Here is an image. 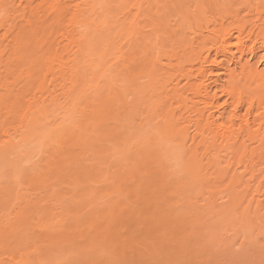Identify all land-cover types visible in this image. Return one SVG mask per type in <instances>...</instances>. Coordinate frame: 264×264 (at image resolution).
Listing matches in <instances>:
<instances>
[{"label": "bare ground", "instance_id": "bare-ground-1", "mask_svg": "<svg viewBox=\"0 0 264 264\" xmlns=\"http://www.w3.org/2000/svg\"><path fill=\"white\" fill-rule=\"evenodd\" d=\"M260 2L258 0L241 3H237L236 0H196L191 14L185 4L177 0L176 2L174 0H0V162L8 160L12 155L9 163L16 168L23 150L37 147L43 153L51 142L60 148V150L56 149L61 151L62 157L54 161V169L50 170H56L53 174L68 170L66 168L69 167V163L78 159L86 145L91 144L88 143L91 139H103L102 134L87 136L88 129L83 128L80 123L69 128L67 122L74 119L75 115L80 117L81 112L88 111V118L93 120L92 125L98 127V124L105 122L107 117L113 116L112 98L103 97L106 100L101 102L102 107L99 109L98 106L96 110L88 107L89 101L85 100L84 96L87 91L99 87L104 81L103 78L110 76L114 66L119 67L118 62L123 61L122 66L127 78L134 75V78L148 82L146 85L148 88L142 90L144 100L142 99L139 107L141 108L142 105L141 114L144 117L142 116L141 120L145 121L143 118H149V121L141 122L140 128L150 127L154 131V137L159 135L157 139L162 138L161 143L165 140L170 142L171 144H167L169 149L168 147L166 149L167 153L172 151L170 152L172 156L165 158L166 149L163 152L165 155H162L163 150L159 146L161 143L158 145L161 150L157 148L158 146L157 149L151 147L152 142L148 139H155L153 136V138L146 136L148 138L146 140L144 138L152 149L149 146L151 150L143 147L144 142L142 146L140 145V149H137L140 154L135 148L132 152L137 151L140 158L133 160L138 161L136 164L141 162L143 165L140 164L138 167L132 160L133 165L130 163L127 171L132 168L134 173L129 172L133 173L134 178L137 177L136 180L148 178H146L147 183L141 180L145 185L140 187L139 192L143 187L141 191L143 194L136 191L138 197L145 201L146 207L141 208L143 203L139 204L141 205L139 208L135 207L137 205L135 204L132 209L126 211L129 212L127 216H124L125 212L123 215L112 209L118 203V201L114 202V206L109 210L110 216L107 217L109 219L111 217V220L105 227L109 235H106V232L105 237L99 239L97 236L89 238L90 235L83 234L82 237L85 235V239L88 240L87 246L83 249L91 250L93 247L94 251V248H97L94 245H100L102 242L104 250L106 247L104 245L110 241L118 248L115 250L119 251L116 250L115 253L117 261H112L114 256L113 258L109 256L108 261L112 262L107 264L158 262L156 259H161L159 257L161 252L157 253L158 258L155 250L160 249L163 244L159 246L157 242L158 247L154 243L155 240L170 235L169 231L172 227H184L176 211L178 209L176 207L180 206L176 200L180 192H177L176 182L180 181L178 178L182 174L178 172L182 169L181 173L185 172L186 177H189L188 180H191L188 182L185 178L187 183L199 184V190L201 189L202 192L200 194L198 188L197 192L203 197L207 195L204 201L209 202L210 195L211 197L218 195V200L217 197L214 198L224 208L223 220L235 224L237 228H243L242 232L245 228L247 233V228H250V231L252 228V232L254 228L257 230L264 225V68H260L264 63V0ZM180 5L183 7L181 9L183 13L176 27L180 28L183 24H187L191 29L189 35L179 42L174 41L171 45L163 44L165 39H161V35H156L154 42L144 40L145 35L149 36L158 27L161 14L167 15L171 9ZM139 30L149 33L139 32L141 36L137 37L138 40L142 39L138 42V47L143 54L144 65L140 66L138 75H135L131 67L135 55H130L124 48L127 42L132 45L134 36ZM165 33L164 31L162 34ZM169 37L167 35L166 39ZM187 65L190 67L186 68ZM217 68H222L223 71L218 72L215 70ZM117 92L115 101L119 99L123 107L124 100L121 97L120 87L117 88ZM152 120L156 123L157 129L147 125L152 123ZM59 129L61 133L57 134ZM152 131L150 133H153ZM64 136L67 142H71L68 149L60 145ZM140 137L137 135L134 137L136 140H133V136L126 135L122 139L129 138V142L131 140L132 143L133 140V143H137L143 140L137 141ZM151 141L155 143L154 140ZM134 144V147H139ZM76 145H78L77 152L73 150V146L76 148ZM171 146L179 149L183 163L182 169L177 170L178 172L174 169V172L179 174L176 182L171 173L172 158L179 156L180 153L173 155L172 153L178 150L175 148L176 150L173 151ZM48 149L52 150V148ZM176 158L179 160V157ZM167 161H171L170 164ZM179 161L181 163V160ZM165 163L168 164V168H165ZM142 166L143 169L147 168L142 170ZM258 172H262L260 176H257ZM126 174L124 176L129 177ZM123 177L120 178L119 183L125 178ZM71 179L73 181L74 176ZM126 180L128 181V178ZM131 182L130 186L133 187L137 181L134 179ZM128 183L124 182L126 184L124 186ZM139 183L141 182L134 186L135 190L142 185ZM53 185L50 182L44 189L45 193L38 195L39 198L37 196L36 202L32 198L34 201L32 204L25 206L19 204L22 208L14 209L7 219L9 221L7 225L0 227V264L40 263L42 253L34 242L36 235L34 231L37 228L47 229L50 221L59 216L61 217L58 221H64L60 210V204L64 201L61 199L62 196L58 197L57 192L52 188ZM189 185L186 189L190 190ZM124 188L126 187H120V190H128V187ZM186 189H183L184 192ZM192 190L196 191L194 188ZM185 193L182 192L187 196V192ZM189 194H192V197L193 191ZM185 196L181 195L180 198ZM166 198L171 201L168 205L165 203L169 202ZM193 198L190 200L191 203ZM212 201L215 203L214 200ZM181 202L183 205V201ZM163 205L167 207L163 208ZM89 223L91 225L93 221ZM98 224L100 225V223L96 225ZM140 225L146 226L144 230L148 233L144 232L146 236L151 237L149 233L153 234L152 229L155 233V226L159 232L155 236L153 234L154 238L148 239L150 241H146L145 234L137 229ZM231 227L233 230V225ZM237 228L233 231L238 232ZM134 231L137 234H132ZM174 231H171L172 234H175ZM52 232L50 237H54ZM174 234L173 237L168 238L170 243L172 238H177ZM14 239L17 245H14ZM178 239L180 240L181 237ZM10 241L14 244L11 242L13 244L11 245ZM145 244L152 249L146 248ZM169 245L171 244H165L168 248ZM165 246L163 247L166 250ZM142 248L144 250L140 251L139 249ZM88 250L86 251L88 254L85 252L87 255H89ZM109 251L105 254L110 255ZM95 252H91L88 258L85 256L84 261L81 260L80 263L97 264L98 255ZM92 253L97 260L93 258ZM113 253L111 252V255Z\"/></svg>", "mask_w": 264, "mask_h": 264}, {"label": "rangeland", "instance_id": "rangeland-1", "mask_svg": "<svg viewBox=\"0 0 264 264\" xmlns=\"http://www.w3.org/2000/svg\"><path fill=\"white\" fill-rule=\"evenodd\" d=\"M174 1L176 2V0H174ZM243 1H249V0H236L237 3H241ZM258 1L260 2L263 0H258ZM177 2H181V3L183 2L185 4V6L191 11V14H193V9H194V6L196 4V0H177ZM260 3H262V2H260ZM235 5H238V4H235ZM182 8L183 7L180 5L179 7L171 9L170 13H168L167 15H165V13L161 14V16L159 18L160 23L158 24V27L149 36L147 34L149 32H144V31L139 30V31H137V33L134 36V40L132 42V45L130 46L129 42L126 43L124 50L128 51V53L130 55H133V54L135 55V59L131 63V67L134 70L133 74L138 75V72L140 70V66L144 65V62H143L144 58L142 57L143 54L141 52V49L138 47V42L142 40L141 38H140V40H138V38H137L138 36H141L140 33L147 34V35H145L144 40H146V41L150 40L152 42H154L156 40V35H161L160 36L161 39H165L163 41L164 42L163 44H166V45H171L174 41L179 42L180 40H182L183 37H186L187 35L190 34L191 29H190V26H187V24H183L180 28L176 27V24L180 23V15L183 13V10H181ZM167 19H168V21H167ZM164 31L166 33L162 34ZM167 35H169L170 37L166 39ZM118 63L120 64V66L117 67V65H116V66H114L113 69L111 68L112 72L110 73V76L107 75L106 77H104L103 78L104 81L101 83V85L99 87H95L94 89L87 91L85 96H84L85 100L89 101L88 107L90 109H93V108L96 109L98 106H99L98 108L100 109L102 107L101 104L104 102V100H106L109 97L112 98L113 99L112 100L113 101V107L111 110L113 111L112 112L113 116L107 117L105 122H103L102 124H98V127H94L92 125L93 120L90 117L88 118V114H87L88 111L81 112L80 117H78V115L76 117V115H75V117H73L74 119L69 120L67 122L69 128H73V126L80 123L83 126V128H85L86 130L88 129L86 131V132H88L87 136L102 134L103 140L96 139V138L95 139L93 138V140L91 139L90 142H88L91 144L86 145V147L84 148V152L79 155L78 159H76V161H71L70 162L71 164L69 163V165H68L69 167L66 168L68 170L64 171L65 175L63 172L58 173V174L57 173L53 174V172H56V170L55 171L50 170L52 168L54 169V161L56 159H60L62 157L61 151H59L60 148L56 147L54 145V143H51V142L48 143V145L46 146L47 147L46 151L43 153L37 147L35 149L32 148L31 150H23L20 153V157L18 158L19 164L18 163L16 164L17 165L16 168H15V165L13 166L11 163H9L10 159H12V157H13L12 155H10L8 157V160L6 159L8 164L6 163V161L0 162V227L2 225H3V227H5L7 225V223L9 222L7 219H9V217L11 216V213L14 212V209L17 210L19 208H22L21 206L32 204L34 201L36 202L37 196L38 195L40 196V195H42V193H45L44 189L47 188L46 186H48L50 184V182L52 183V185L54 183L52 188L57 192L58 197L62 196L61 199H62V201H64V202H61V204H60L61 205L60 210H61V214L63 215L64 221L63 222L58 221V219L61 217V216H59V218L57 217L56 219L50 221V225H48L47 229H45L47 231H45L43 228L42 229L37 228L34 231V232H36L35 233L36 235L34 234L35 235L34 236L35 237L34 242L37 246L40 247L39 249H40V252L42 253V255L40 256L41 261L39 264H79L81 260L84 261L85 256H87L86 258H88V256H90L91 252H95V250H96L95 253H97V255H98L97 256L98 260L96 259L95 254L92 253V255H94L93 258H95V260L98 261L97 264H99V263L103 264L104 262H106L104 264H107L108 262L117 261L115 253L119 250H117L118 248L114 247L110 243V241H108L109 243L108 242L106 243L109 246H107L106 244L104 245V246L108 247V249H106V247H105V249L103 250L104 247H103L102 242H100V245H96V244L94 245V247L99 248V249L94 248V251H93V247L91 249L92 251L88 250V249H86V250L83 249L87 246L86 242L88 241L85 239V235H90V236H88L89 238H91V236L92 237L97 236L99 239L102 237H105L106 232H107L106 235H109L108 234L109 231H106L105 227L108 224L107 222H110L111 217H110V219L107 217L110 216V214H109L110 207H113L115 204L114 202H116V201H118L119 204L116 202L118 205L115 204V206H114L115 208L113 207L112 209H114L117 213H120V212L123 213V215L126 213V215H124V216H127V214L129 212H126V211L129 210L130 208L132 209L135 204L139 205L140 203L141 204L143 203L142 206L136 205L135 207H138V208L140 206H141V208L146 207L145 201L143 202V200H142L143 198L138 197V194L136 193V191H138V193H142L141 192V191H143L142 188L144 187L145 183H147L146 181H148L147 180L148 178L146 177L147 178L146 179L145 177H143V179L145 178V180H143L142 178H138V180H136L137 177L135 176V178H134V176H132L134 173L131 170L132 168H130L129 171H132L133 173L127 171L128 170L127 167L130 163H131V165H133L132 164L133 162H135V164H136V162H138V161H135L133 159H137V158L139 159L140 158V156H138L140 154L138 150L140 149V145L142 146L143 142H144L143 147H146L147 149L150 147V145L152 148H154V147L156 148L159 145V143H161L160 140L162 138H158L159 139V141H158L157 137L159 135L158 136L156 135V137H154L153 136L154 131H152L153 129L152 128L150 129V127L147 128V126H145V128H144V126H143V129L140 128L141 122L145 123L146 120L149 121V118L148 119L143 118V119H145V121L141 120L142 116H143L141 114L142 105H141V108L139 107L141 101L144 100V98H142L143 97L142 96L143 95L142 90L144 88H146V89L148 88V87H146V85H148V82H146L145 80L140 79V78H138V79L134 78L133 77L134 75L131 76V78H133V79L127 78V76L125 75V70L123 69V66H122L123 61H119ZM189 67H190L189 65L186 66V68H189ZM260 68H264V63L260 65ZM215 70H217L218 72L223 71L222 68H217ZM220 75L221 74H219V76ZM208 81L210 82V80H208ZM119 87L122 90V92H121L122 96L121 97L124 100V106L123 107L121 106V104H120L121 101L119 99L115 101L117 88H119ZM96 97H98V98H96ZM103 97H105V98L107 97V98L104 99ZM94 100H95V102H94ZM89 108H87V109L90 110ZM96 110H98V109H96ZM86 119H88V120H86ZM85 122H86V124H84ZM148 123H150V122H148ZM153 123H154V125H151ZM155 124L156 123L153 121L152 123L147 124V125L148 126L150 125V126H153L156 128ZM142 125H143V123H142ZM91 126H92V128H91ZM60 129H61V127H60ZM60 129L57 132V134L61 133ZM141 129H142V131H141ZM151 131L153 133H150ZM109 132L111 134H109ZM105 134H108V135H105ZM140 134L142 135L143 138L140 137L141 136ZM150 134H151V136H149ZM155 134H158V133H155ZM126 135H127V137L129 135L133 136V140H136V139H134V137L135 136L137 137V135H138L140 138L137 139V141L141 140V139H143V140L138 141L137 143L134 142L135 144L133 143V140H132V143L135 146L136 145L139 146V147H134L133 144L131 143V140H130V142L128 140L129 138L132 139L131 137H129L127 140L122 139ZM146 136H148L149 138L154 137L155 139L149 140L148 138H146ZM65 138L66 137L64 136V138L62 139V143L60 145L62 148L68 149L71 145V142L68 141L69 142L68 143L65 140ZM144 138H145V140L148 139V141L152 142V143L149 145L148 144L149 142L145 141ZM119 139H120V141H119L120 143L122 141H124L126 143L123 142L120 144L118 142ZM151 140H154L155 143H153V141H151ZM127 141L129 143H127ZM139 142L141 144L138 145ZM165 142H166V144H165ZM129 144H130V146L132 145L133 148H131L132 146L130 147ZM167 144H171V143L165 140L164 143H161L159 145L161 147V149L163 150V151H161L162 155L164 156L165 154H167V155H165V158L172 156V155H170L171 154L170 152H172L171 150L168 151V153H167L166 148L168 147V149H169V146H167ZM50 145H52V146H50ZM67 145H69V146H67ZM159 146L157 148L159 150H161ZM171 147L170 148L172 150L173 149L178 150L176 153L175 152L172 153L173 155L180 153L179 156L178 155H176V156L179 157V160H181V163L178 160V158H176V156H174V158H172L173 159L172 160L173 165H172V167L171 166H169V167H171L173 170V171H171V173H172L174 181L176 182V180L177 181H178V179L180 180L179 182H176L178 184L176 187L177 192L180 191L178 193V198H176V200H178V203L180 206L176 207V208H178V209H176V211H177L178 219L180 220V222L183 223L184 227L183 226L182 227H176V228L172 227L171 228L172 230L170 229L172 232L175 230L177 232L176 233L174 231L175 234H178V235H175L173 233L174 236L177 238H174V239L172 238L171 243H170V240L168 239L173 235L171 231H169L170 235H167V237L164 236V239L157 238L158 240H155V242H154L155 244H157V242H158L159 246L162 244L163 245L160 246V249L162 247L161 250L158 248L159 247L158 244H157L158 247L156 246V248H158L157 250H155L156 254L159 251L161 252V253L159 252L161 256L159 254H157L156 257H158V255H159V257L161 259H156V261L158 260V262L153 261L154 264L155 263H157V264H201V262H202V264H264V229H262V227L264 225L260 226L257 230H255V228H254L253 232H252V228H251V231H250V228H247V230H248V233H247V231L245 230L246 228L242 232L243 228H241V227H240L241 229L237 228V226L235 224H231L228 221L223 220V219H225L224 218L225 216L222 217L223 216L222 213H223L224 208H222V205L220 203H217L218 201H215V198H214V197H217L218 195H216L214 197H213V195H212V197L210 195L209 200H208L209 202L204 201V199L207 195H205L204 197L200 195L202 192L201 189L199 190L200 185L196 184V185H198V187H196V185L194 183L192 184V182L187 183V180L189 177L188 176H187L188 178L186 177V174L184 171H183L184 173H181V171L183 170L181 168L183 166L182 165L183 164L182 158L180 157L181 152L179 151L178 148H176V147L173 148V146H171ZM48 148H52V150L49 151ZM56 148H58L59 150ZM73 148H74L73 150L78 151V145H76V148L73 146ZM135 148H136V150L139 148L137 150L139 154H137V151H135V153L132 152V151H134ZM150 148L148 150L152 149V148L151 149ZM141 149H144V148L141 147ZM165 149H166V153L163 154V152H165ZM55 150H56V152H55ZM51 153H53V154H51ZM168 154H169V156H168ZM58 156H59V158H58ZM132 160H133V162H132ZM153 162H154V160H153ZM167 162H168V164H170L171 161H167ZM50 163L52 164V167H51ZM140 164L143 165L141 162H139L136 165H138V167H140ZM144 164H146V162ZM148 164H149V162H148ZM168 164L165 163V165H164L165 168H168ZM146 165H144V166H146ZM166 165H167V167H166ZM11 166H13V167H11ZM144 166H142V168H141L142 170L147 168V167H145L143 169ZM136 168H137V166H136ZM174 169H175V172H178L179 169H182L178 172L179 174H182L181 177H179L178 179H177V177L179 174L175 173ZM169 170H171V169H169ZM127 172H128V174H126ZM129 173H131L130 176H132V178L129 176ZM261 173L258 172L257 176H260L259 174H261ZM125 174L128 175L129 177H127V176L125 177L124 176ZM175 174H177V176ZM52 176H53V178H52ZM73 176L75 179L73 181H71L72 180L71 177H73ZM175 176H176V178H175ZM122 177L124 179L123 180L121 179L122 181L119 183L120 178H122ZM39 178L41 181H43L42 183L39 180ZM126 178H128V181L126 180ZM134 179L137 182H135L134 183L135 185L133 184V187H132V186H130V184H132V182H134V181L131 182V180H134ZM67 180H69V181H67ZM124 180H126V181H124ZM141 180L143 182L145 181V183L143 184ZM181 180H182V182L185 181L187 183V186L185 185L186 183L185 182L182 183ZM34 181H35V183L33 184ZM190 181L191 180H188V182H190ZM124 182L125 183L129 182V183L127 184V186H124V185H126V184H124ZM138 182H141L142 185H140L141 183H139L140 186H138L137 190H135L136 188H134V186H136L138 184ZM121 183L123 185H121ZM180 183H182V185H184L185 188L182 185L179 186ZM188 185H189L190 190L186 189L188 187ZM141 186H143V187L141 188V191L139 192V189ZM120 187L121 188L126 187L124 189H127V187H128V190H127L128 192L126 190H122V189L120 190ZM131 187H132V189H131ZM191 187H192V189L193 188L196 189V191L194 192V190H192ZM129 188H130V190H129ZM179 188H180V190H179ZM197 188H198V190H199L198 192H200V194L197 192ZM183 189H186L185 192H187V196L183 195L185 193ZM129 191L131 193L133 191V194L131 195V193ZM192 191H193V196H197V194H199V195L197 197H194V198H193V196L191 197L192 194L190 195L189 193H191ZM182 192H183V194H182ZM203 192H204V190H203ZM125 193H126V196H125ZM142 194H140V195L142 196ZM111 195H113V196H111ZM133 195H136L137 198H136V196H133ZM179 195L180 196L182 195L185 197L180 198ZM203 195H204V193H203ZM39 196H38V198H39ZM28 198H30V199H28ZM32 198L34 199V201H32L33 200ZM188 198H189V200H188ZM192 198H193V201L191 203L190 200H192ZM166 199H167V201H169V202H165L166 205L170 204L171 201L169 200V198H166ZM180 199H182L181 201H183L184 206L182 205V202L180 201ZM185 199H187L186 202L184 201ZM216 199L218 200V197ZM133 200H134V204H133ZM212 200H214L215 203ZM136 201H140V202L138 203ZM211 201H212V203H211ZM184 202L188 203V204L186 205ZM123 203H125V205ZM128 203H129V205H128ZM19 204L20 205L23 204V205L20 206ZM130 205H131V207H129ZM166 205L165 206L163 205V208L167 207ZM126 206L128 207V209ZM118 208L119 209L121 208V209L119 210ZM124 209H125V211H124ZM130 212H131V210H130ZM78 214H79V216H78ZM103 214H105V215L103 216ZM99 216H101V217H99ZM179 216H180V218H179ZM98 217L100 220L97 219ZM181 219H183L184 222ZM91 221H93V223H91V225H90L89 222H91ZM223 221L227 222V223L225 224ZM51 222H54V223H51ZM94 222L100 223V225L99 224L96 225L97 223H94ZM92 224H94V226ZM51 225H52V227H51ZM232 225H233V228L235 225V228H237V230L239 229V231L241 233L239 231L234 232L233 230H235V228L232 230V227H231ZM87 226H88V228H87ZM140 226H137V229L138 230L140 229L142 231V233H144L146 226H144V225H140ZM90 227L91 228L94 227V229L91 230ZM95 227H96V229H95ZM148 227L149 226H147V229H148ZM155 228L157 230V231L155 230V233H154V230L152 229L154 236L157 235L159 232L156 226H155ZM177 228L178 229L180 228V229L178 230ZM181 228H183V229H181ZM137 229L135 231L138 233ZM87 230H88V232H87ZM89 230L92 232L93 235L90 234L91 232ZM258 230L260 232H258ZM51 231H53L52 234L54 235V237L51 236L52 238L50 237ZM95 231H97V233L99 231V234H101V235L97 234ZM135 231L132 234H137ZM103 232H104V234H103ZM145 233L148 234L147 231ZM242 233H245V234H242ZM37 234H38V236H37ZM83 234H85V235L82 237ZM129 234L131 235V233H129ZM146 234L144 235V237L146 236ZM149 235L151 237L146 236L147 237L146 241H150V240H148L149 238H154V236H152L151 233H149ZM164 235H166V234H164ZM180 237H181V239H180L181 241L178 239ZM82 239H83V241H82ZM84 239L86 240L85 243H84ZM175 239L179 240L180 242L177 240L175 241ZM35 240H37V241H35ZM50 240H51V242H50ZM52 240H54V241H52ZM159 240H160V242H159ZM168 240H169V243H168ZM14 241H15V244L13 241H10V244L11 245H13V244L17 245L16 244L17 241L15 239H14ZM99 241H98V244H99ZM162 241H164L165 244H171L172 246L169 245V248H168L167 247L168 245L165 246V244ZM145 245H146V248L149 247L148 244H145ZM163 246L166 247V250ZM115 248H117L116 249L117 251L115 250ZM151 249H152V247H151ZM87 250L89 252V255H87L88 254L86 252ZM98 250H100L101 252ZM139 250L143 251L144 249L142 248ZM167 250H168V252H167ZM103 251H105V252H103ZM108 251H109L110 255L105 254V253H108ZM164 251H165V254L166 253H168V254L165 255ZM85 252L87 254H85ZM111 252H114V253L111 255ZM163 255L165 257H163ZM109 256L110 257L112 256V258L114 256V258L111 259L112 261L111 260L108 261V259H110ZM33 258H35V255L33 256ZM101 260L103 262H101ZM159 262H161V263H159ZM148 263L149 262H147V263L145 262V264H148ZM82 264H83V262H82ZM150 264H152L151 261H150Z\"/></svg>", "mask_w": 264, "mask_h": 264}]
</instances>
